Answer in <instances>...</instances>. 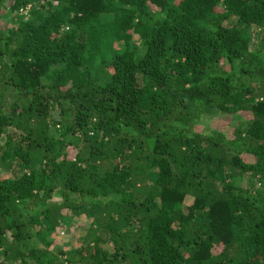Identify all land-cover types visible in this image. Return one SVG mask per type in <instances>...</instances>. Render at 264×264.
Masks as SVG:
<instances>
[{
  "label": "trees",
  "instance_id": "obj_1",
  "mask_svg": "<svg viewBox=\"0 0 264 264\" xmlns=\"http://www.w3.org/2000/svg\"><path fill=\"white\" fill-rule=\"evenodd\" d=\"M0 264H264V0H0Z\"/></svg>",
  "mask_w": 264,
  "mask_h": 264
},
{
  "label": "rangeland",
  "instance_id": "obj_2",
  "mask_svg": "<svg viewBox=\"0 0 264 264\" xmlns=\"http://www.w3.org/2000/svg\"><path fill=\"white\" fill-rule=\"evenodd\" d=\"M211 123L216 124L222 128H225V127L229 128L231 127V124H232L230 117H224V118H219L217 120H212ZM65 235H66V232L62 230L61 232L57 233L56 236L54 235V241L55 242L57 241L60 242V240L65 241L67 239Z\"/></svg>",
  "mask_w": 264,
  "mask_h": 264
}]
</instances>
